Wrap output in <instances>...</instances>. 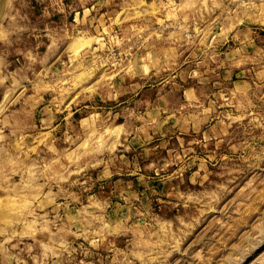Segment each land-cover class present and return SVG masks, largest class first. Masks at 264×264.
<instances>
[{"label":"rangeland","instance_id":"374dc122","mask_svg":"<svg viewBox=\"0 0 264 264\" xmlns=\"http://www.w3.org/2000/svg\"><path fill=\"white\" fill-rule=\"evenodd\" d=\"M0 264H264V0H4Z\"/></svg>","mask_w":264,"mask_h":264},{"label":"water","instance_id":"95a60500","mask_svg":"<svg viewBox=\"0 0 264 264\" xmlns=\"http://www.w3.org/2000/svg\"><path fill=\"white\" fill-rule=\"evenodd\" d=\"M3 2L4 0H0V14H1L2 6H3Z\"/></svg>","mask_w":264,"mask_h":264}]
</instances>
